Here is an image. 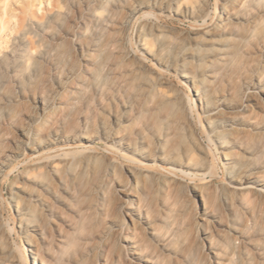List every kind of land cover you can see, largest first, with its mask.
I'll return each mask as SVG.
<instances>
[{"label": "rangeland", "instance_id": "obj_1", "mask_svg": "<svg viewBox=\"0 0 264 264\" xmlns=\"http://www.w3.org/2000/svg\"><path fill=\"white\" fill-rule=\"evenodd\" d=\"M228 1H7L14 16L0 59L13 47L30 52L15 69L0 67V264H34L29 243L52 264H141L124 238L150 264H238L244 238L264 248V195L232 190L243 176L264 182V0L235 7L237 19L205 36ZM104 40L116 55L99 54L96 85L86 79L54 128H43V145L27 148L22 131L83 64L75 43ZM122 53L129 58L109 70ZM256 78L261 86L249 87ZM214 106L223 113L210 114ZM88 154L99 160L61 164L56 175L43 168ZM90 206L88 225L59 255L58 230L72 233ZM249 262L264 264V255L251 252Z\"/></svg>", "mask_w": 264, "mask_h": 264}, {"label": "bare ground", "instance_id": "obj_2", "mask_svg": "<svg viewBox=\"0 0 264 264\" xmlns=\"http://www.w3.org/2000/svg\"><path fill=\"white\" fill-rule=\"evenodd\" d=\"M7 1L8 0H0V3L3 4V5H0L2 7V10H3V11H0V39H1L0 41H3L4 38L2 39V36L4 35L5 31L10 29L12 18L14 16L12 14H8V12L6 10V6H8V5H6L8 3ZM258 1L259 0H229L228 6H222V16L224 15V17H223L224 19L223 20L220 19L218 22L215 23V25H213L210 28L205 29L204 35L205 36H211L216 31H219V30L224 31L226 28L225 18H226V20H228L229 18L230 19H237V16L233 15L231 13V10L235 9V7L239 8V9H244L245 6H247L248 4H254ZM40 5H41V3H40ZM7 9H8V7H7ZM103 26L106 27V25H103ZM26 30H28V29H26ZM101 30H104V27ZM23 33H25V32H23ZM85 33H86L85 30H81L80 32H78V36L81 38V37L85 36ZM99 34H100V32H99ZM70 35L73 36L74 34L72 33ZM2 43H4V42H2ZM2 43L0 42V47L2 46L1 45ZM114 46H115L114 43L107 41V40H104L102 43H93V44H87V45L81 44V42L75 43L76 50L80 53V57H81V60L83 61V64H82V66L76 68L74 71H72L71 73L67 74L64 77V81L60 87V92L57 93V95L55 96V98L51 102L49 101L46 104L45 103L42 104V115H43V117L42 118L34 117L32 126L28 129H24L22 131V134L27 141V143L25 144V146L27 148H29L28 142H33L34 144H36L38 146L43 145L39 141V136H40V133L42 132L43 128H45L46 130H52L54 128L55 120L58 118V116L61 114V112L64 110V108L66 106L65 100H67V99L72 100L73 96L75 94L84 93L85 88L87 86V84L85 82L86 79H88L87 83L91 84L92 86L96 85V81H95L96 80V70L99 69L101 66V61L98 58V56L100 53H103V52H110V53L114 54V51H115ZM116 50H119V49H116ZM29 52H30V50L28 47H27V49L25 47L18 48V49L14 48V47L11 48L10 51L7 52L6 54H4L2 56V58L0 59V67L5 66L8 68V70L15 69L19 64L23 63V61L25 60V57L28 56ZM117 52H120V51H117ZM114 55H116V54H114ZM120 57H121V58H119L120 61H118L119 59L113 61V63L109 67V70L116 71L120 65V62L128 59L129 55L127 53H122V55ZM185 77H188V76H185ZM248 86L249 87L259 86L260 87L261 86L260 79L256 78L253 81V83H249ZM249 97L252 99V98H254V95L251 94V95H249ZM196 98L200 103L204 102V97L201 93L196 92ZM205 108H207V105H205ZM241 108L244 110L246 109L245 106L241 107ZM209 113L210 114H222L223 112H222L220 107L214 106V107L209 109ZM44 120L46 122L45 125L43 124ZM97 160H99L97 156H95L93 154H88L85 157L71 158V159H68L67 161L66 160L62 161V159H56L55 161L44 164L43 168L48 170L52 175H56L57 173L58 174L60 173L61 164L66 165V166H64V168H66L68 166V167H72L73 169L77 170L79 167L87 166L89 163L96 162ZM114 168H115V166L113 165L112 162H110V163H108L105 172L108 174L111 171H113ZM129 171H131V170H129ZM130 174L132 176L134 175L133 172L132 173L130 172ZM133 177H134L133 179H135L136 176H133ZM136 180L138 181V179H135V182L137 183ZM60 182L65 187L64 178H61ZM65 182H66V180H65ZM37 183L41 189L46 190V191L50 190V186H51L50 180L43 179V180L37 181ZM165 183H167V182L165 181ZM249 184H251V185H249ZM65 189H66V187H65ZM232 190L237 195H244L245 193L264 195V182L261 181L260 179L251 178L250 176H243L241 178V180L238 182V185L232 187ZM95 192H97V190ZM102 192H104V191H101V193ZM129 192H130V190H129ZM129 192H124V193L125 194L127 193L126 195L130 196L131 192L130 193ZM32 196H33V198H35L37 200H39V198H40L39 195H37L35 193H32ZM91 207L92 206L88 207L87 210H85V212L83 211V214L81 213L82 215L79 216L80 219H78L79 220L78 223L76 225L74 224V226H72V233L69 232L71 234H69V233L64 234L61 229L58 230L57 241L59 243V246H58L59 255H63L71 246H73L75 244L77 235L80 233L82 228L88 223V222L86 223V221L89 219V217H92L91 216V210L93 209V207L92 208ZM127 209H128L127 214H129L130 216L138 217V218H140V220L145 221V217H143V215L141 214L140 209H138L137 207L136 208L135 207L134 208L128 207ZM90 219H92V218H90ZM88 221H90V220H88ZM67 225L69 227H71V225H69V224H67ZM32 229L34 232L40 234L42 239H44L43 233H42V231H40L39 228L38 229L32 228ZM83 229H85V228H83ZM150 230H151V231H149L150 235H154V232H155L154 229L150 227ZM244 240H245V246L243 247L242 250H240L236 254L238 264H248L249 260H251V252L254 254H257L260 257L262 255H264V248L261 244H259V242H257V240H254L253 238H244ZM124 241L128 244V246L131 249V254L136 258V260L138 262H140L141 264H150L151 263L150 260L148 258H146V256H145L146 249L141 247L137 241H134L132 238H124ZM28 245H29V253L31 255V259L34 261V264H50V263L52 264L53 263V262H50V261L48 262V261H45L44 259H42L40 254H39V250L35 249V246H33L32 243L31 244L29 243ZM162 246H163V244H162ZM212 253L217 255L214 252H212ZM231 254L235 255V252L231 251ZM54 257H56V256H54ZM59 257L60 256H58V258ZM51 260L53 261V257Z\"/></svg>", "mask_w": 264, "mask_h": 264}]
</instances>
